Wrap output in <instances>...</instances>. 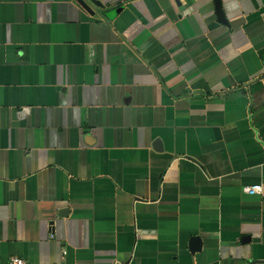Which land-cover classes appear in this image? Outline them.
Returning a JSON list of instances; mask_svg holds the SVG:
<instances>
[{"label":"crops","instance_id":"crops-1","mask_svg":"<svg viewBox=\"0 0 264 264\" xmlns=\"http://www.w3.org/2000/svg\"><path fill=\"white\" fill-rule=\"evenodd\" d=\"M11 256L264 264V0H0Z\"/></svg>","mask_w":264,"mask_h":264},{"label":"built area","instance_id":"built-area-1","mask_svg":"<svg viewBox=\"0 0 264 264\" xmlns=\"http://www.w3.org/2000/svg\"><path fill=\"white\" fill-rule=\"evenodd\" d=\"M245 191L248 193H258L260 191V185L253 184L245 187ZM6 264H27L26 261L18 256H11Z\"/></svg>","mask_w":264,"mask_h":264}]
</instances>
